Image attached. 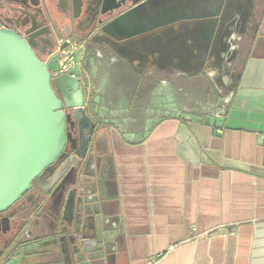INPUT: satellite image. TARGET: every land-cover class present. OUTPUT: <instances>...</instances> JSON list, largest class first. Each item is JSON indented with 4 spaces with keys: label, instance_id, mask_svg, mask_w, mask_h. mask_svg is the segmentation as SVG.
Instances as JSON below:
<instances>
[{
    "label": "crops",
    "instance_id": "1",
    "mask_svg": "<svg viewBox=\"0 0 264 264\" xmlns=\"http://www.w3.org/2000/svg\"><path fill=\"white\" fill-rule=\"evenodd\" d=\"M181 1L161 0L160 7L190 5ZM227 1L234 0L218 1L223 12ZM245 1L244 39L226 51L203 55L226 63L227 53L233 54V66L229 63L222 78L221 109L208 119L155 120L145 107L125 103L129 96L154 95L149 83L140 89L126 84L153 74L158 54H147L150 67L145 70L125 54L124 40L113 47L105 43L106 50L97 48L104 55L98 64L105 68L96 76L91 59L98 56L78 53L73 72L87 104L95 88L103 91L98 99L113 97L109 111L115 129L98 130L93 140L94 165L82 177L83 202L66 264H264V0ZM138 8L121 23L119 34H160L163 28L155 29L148 19L165 14ZM179 16L193 21L185 10ZM187 57L195 66L200 55L189 52ZM128 64L142 77H129L122 70ZM115 65L121 68L110 71ZM161 79L170 81L169 75ZM48 258L41 264L63 261L57 251Z\"/></svg>",
    "mask_w": 264,
    "mask_h": 264
},
{
    "label": "flooded vegetation",
    "instance_id": "2",
    "mask_svg": "<svg viewBox=\"0 0 264 264\" xmlns=\"http://www.w3.org/2000/svg\"><path fill=\"white\" fill-rule=\"evenodd\" d=\"M186 1L190 5L183 8L176 3L160 7L161 0H0V26L19 34L47 64L58 61L61 65L63 52L72 46L76 48L74 60L81 51L103 58L97 48H103L105 43L113 47L117 40H124L125 54L141 61V69L150 67L147 54H158L160 60L154 68L161 74L198 70L208 76V71L216 69L220 62L203 55L226 51L244 39L249 8L245 0L227 1L224 12L217 6L219 0ZM136 7L140 13L156 8L165 14L162 19L154 15L148 19L155 29L163 28L160 34L148 30L119 34L121 23ZM184 10L193 21L179 16ZM189 52L200 55L195 66L187 63ZM225 61L220 67L226 68L233 61L230 51ZM54 74L55 71L51 73L52 80ZM63 110L68 118L64 152L18 202L0 212V264H41L43 257L48 260L55 251L63 256L62 264L67 263L73 223L83 202L79 188L84 173L94 165L93 140L101 125L88 107L84 113L89 120H82L80 126L73 117L82 118L81 109L64 106Z\"/></svg>",
    "mask_w": 264,
    "mask_h": 264
},
{
    "label": "water",
    "instance_id": "3",
    "mask_svg": "<svg viewBox=\"0 0 264 264\" xmlns=\"http://www.w3.org/2000/svg\"><path fill=\"white\" fill-rule=\"evenodd\" d=\"M59 69L58 61L42 62L25 39L0 26V212L18 202L64 152V106L76 111L86 106L78 77L52 80L51 73ZM66 92L79 97L68 98Z\"/></svg>",
    "mask_w": 264,
    "mask_h": 264
},
{
    "label": "rangeland",
    "instance_id": "4",
    "mask_svg": "<svg viewBox=\"0 0 264 264\" xmlns=\"http://www.w3.org/2000/svg\"><path fill=\"white\" fill-rule=\"evenodd\" d=\"M98 58L99 60L103 59L101 57L91 59L93 63L92 70L96 76L99 75V71L105 68L98 64ZM75 61L77 62L78 59L76 58ZM220 65L221 63L218 64L216 69L208 71V76L200 75L194 78H191L188 73L183 74L181 72L182 70L171 71L169 74H161V72L159 73V70L155 68L152 71L153 74L146 79L127 81V84L125 83L128 86H137L138 89H140L143 84L149 83L154 89V95L140 99L129 96L125 103L131 107L136 105L143 106L141 109L145 107L147 112H149L147 116H153L155 120L161 116H190L192 119H208L209 116L217 114L218 110L221 109V101L225 93L222 85V78L229 73V65L226 68L220 67ZM231 65L233 66L232 63ZM115 66H112L109 70L114 71L121 68L117 65ZM122 70L127 71L129 77L130 75L137 77H142L143 75L139 73L140 71L132 64H128ZM167 75H169L170 81L161 79V76L167 77ZM165 82H168V85ZM106 88L108 89V86H106ZM107 89L104 90L105 93H109ZM101 92L103 91H98L96 88L95 91L90 92L88 97V100L90 98V102L84 108L88 107L93 118L97 120L99 124L102 123V127H99L98 130L109 131L110 129H115L113 123L115 117L113 116L114 114L109 111V108H113V101H109L110 99L112 100L113 97L109 98L106 96V98L101 97L98 99ZM85 97L87 101V96L85 95ZM84 108L80 110L82 118L79 117L77 120L79 121V126L82 120L85 121L88 119L87 116H85ZM142 113V111H139V116ZM104 121H106V123ZM91 131H94V128H91Z\"/></svg>",
    "mask_w": 264,
    "mask_h": 264
},
{
    "label": "built area",
    "instance_id": "5",
    "mask_svg": "<svg viewBox=\"0 0 264 264\" xmlns=\"http://www.w3.org/2000/svg\"><path fill=\"white\" fill-rule=\"evenodd\" d=\"M76 48L70 47V49L63 52V59L61 61L60 69L55 71L54 78L60 77L62 75H69L73 78H76L77 75L74 74V69L79 65L72 56L75 53Z\"/></svg>",
    "mask_w": 264,
    "mask_h": 264
},
{
    "label": "bare ground",
    "instance_id": "6",
    "mask_svg": "<svg viewBox=\"0 0 264 264\" xmlns=\"http://www.w3.org/2000/svg\"><path fill=\"white\" fill-rule=\"evenodd\" d=\"M65 82H66V84H68L69 86L75 88L74 82L69 81L68 79H65ZM65 95H66V97H68V98L79 97V94H74V95H72V94H70V93H68V92H66Z\"/></svg>",
    "mask_w": 264,
    "mask_h": 264
}]
</instances>
